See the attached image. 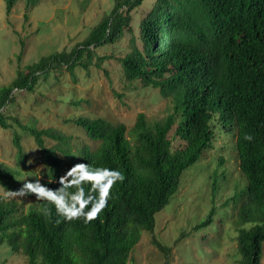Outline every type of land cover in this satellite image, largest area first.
Masks as SVG:
<instances>
[{"label": "trees", "instance_id": "1", "mask_svg": "<svg viewBox=\"0 0 264 264\" xmlns=\"http://www.w3.org/2000/svg\"><path fill=\"white\" fill-rule=\"evenodd\" d=\"M5 1L9 12L17 0ZM113 1L110 13L81 44L43 56L0 89V110L15 90L32 92L40 79L59 81L55 72L64 68L72 73L77 67L88 69L96 49L128 34L130 51L121 59L124 78L174 98L175 112L152 125L138 115L134 143L125 124L80 117L76 124L100 144L95 150L84 146L69 152L65 141V160L45 147L44 137L61 140L55 130L30 129L45 153L50 178L37 186L16 185L18 171L0 164V186L34 200L24 212L18 201L0 195V246L7 243L22 251L28 264H128L142 234L155 230V216L179 190L183 174L212 148L211 122L219 112L224 131L235 137L247 182L230 200L241 225L238 264H261L264 0H155L140 18L138 35L131 12L145 0ZM175 124V135L184 142L177 150L168 137ZM0 126L8 128L1 113ZM14 144L17 163L23 165L26 157L17 135ZM64 169H72L67 178ZM216 190L214 181L213 195ZM214 212L212 208L195 229L211 224Z\"/></svg>", "mask_w": 264, "mask_h": 264}, {"label": "rangeland", "instance_id": "2", "mask_svg": "<svg viewBox=\"0 0 264 264\" xmlns=\"http://www.w3.org/2000/svg\"><path fill=\"white\" fill-rule=\"evenodd\" d=\"M34 1L17 0L8 12L6 1L0 0V89L9 86L20 71L43 56L70 52L81 44L114 5L113 0ZM154 1L145 0L131 12L136 35L141 16L152 8ZM129 37L127 34L117 44L96 49L88 69L77 67L72 73L64 68L55 72L59 81L40 79L32 92L15 90L9 96L0 110L8 125L7 129L0 126V164L18 171L14 177L16 185L37 186L50 178L45 153L30 129L55 130L61 140L44 137L45 147L65 160V141L69 152L84 146L95 150L100 144L88 138L76 124L80 117L125 124L127 137L134 143L138 115L143 114L152 125L175 112L174 98H163L158 89L124 78L121 59L130 51ZM211 125L215 133L212 148L183 174L179 190L156 214L155 230L142 234L128 264H238L237 236L241 225L230 200L247 182L240 171L235 137L224 131L219 112ZM176 127L177 124L168 136L173 150L184 145L175 135ZM16 135L26 157L23 165L17 163ZM71 172L72 169H64V178ZM214 181L217 190L213 195ZM0 195L18 201L24 212L34 203L33 199L14 195L1 186ZM212 208L213 222L195 229ZM154 240L165 249L155 245ZM0 264H28V260L22 251L15 252L5 243L0 246Z\"/></svg>", "mask_w": 264, "mask_h": 264}]
</instances>
